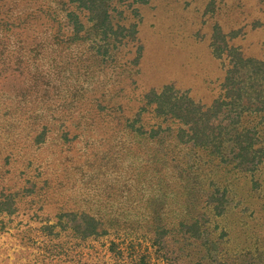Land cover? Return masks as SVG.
<instances>
[{"label": "rangeland", "instance_id": "1", "mask_svg": "<svg viewBox=\"0 0 264 264\" xmlns=\"http://www.w3.org/2000/svg\"><path fill=\"white\" fill-rule=\"evenodd\" d=\"M93 1L0 0V264H264V0Z\"/></svg>", "mask_w": 264, "mask_h": 264}, {"label": "trees", "instance_id": "2", "mask_svg": "<svg viewBox=\"0 0 264 264\" xmlns=\"http://www.w3.org/2000/svg\"><path fill=\"white\" fill-rule=\"evenodd\" d=\"M67 2L79 3L82 4L84 8L85 7L87 8V3L94 1L67 0ZM55 10H53V12L49 11L50 14L53 15L54 13V15H57V12ZM228 46L229 44H227V47ZM235 51H237V47L232 46V48L230 49L231 55L228 54V57L230 58V62H229L230 67L227 70V75L225 77L224 82L222 83L224 92L214 101L217 102V104H219L216 110V114H218V112L221 111L222 108L225 106L229 109V111L234 112L237 115L240 114L242 115L245 111L248 110L245 107V100H244L245 98H248L247 103L251 105H256L258 107L261 106L262 108L261 110H264V59L247 57L242 55L241 52H235ZM245 69H246V73L244 74V78L238 80L239 79L238 74ZM168 88L169 89L175 88L177 90L176 92L177 94L175 93L174 95H169L167 97L168 98L167 101L175 99V103H179L181 101L187 102V107L191 105L195 110L199 111V113L202 115H207L209 110H211V108L213 107L215 108V105L213 104L210 106H206L201 102L196 101L188 91H182L173 85H170ZM246 93L253 94L254 97L252 95H247V97H245ZM155 94H156L155 96L157 97L165 96V95H159L157 93ZM154 98L156 97H153V99ZM165 111H168V109H165ZM167 114H169V112ZM172 114L174 116H178L177 111H173ZM208 139H210L209 141L211 142L212 137L209 136ZM213 144L215 149L221 150L224 148L223 145L224 140H220V141H218V139H216V141L213 140ZM252 146H254V142H249V141H246L245 143L240 145L238 147L240 149L238 157H241L242 160L244 161L245 159H248V151L249 148Z\"/></svg>", "mask_w": 264, "mask_h": 264}]
</instances>
